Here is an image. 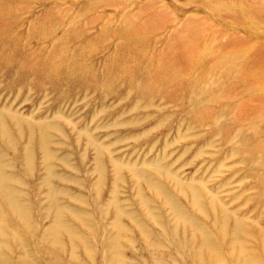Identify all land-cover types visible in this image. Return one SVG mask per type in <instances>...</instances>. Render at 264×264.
Segmentation results:
<instances>
[{"label": "rangeland", "instance_id": "obj_1", "mask_svg": "<svg viewBox=\"0 0 264 264\" xmlns=\"http://www.w3.org/2000/svg\"><path fill=\"white\" fill-rule=\"evenodd\" d=\"M0 264H264V0H0Z\"/></svg>", "mask_w": 264, "mask_h": 264}, {"label": "bare ground", "instance_id": "obj_2", "mask_svg": "<svg viewBox=\"0 0 264 264\" xmlns=\"http://www.w3.org/2000/svg\"><path fill=\"white\" fill-rule=\"evenodd\" d=\"M255 1H256V0H255ZM19 208H20V207H19ZM19 210H20V209H19ZM237 225H238V224H237ZM240 228H241V227H240ZM238 229H239V226H238ZM246 230H247V229H246ZM239 233L241 234V231H240ZM247 233H248V232H247ZM236 235H237V234H236ZM245 235H246V234H245ZM204 236L206 237V235H204ZM211 237H212V236H211ZM208 238H210V236H208ZM207 240L210 241L211 239H207V238H206V241H207ZM204 241H205V238H204ZM204 241H203V242H204ZM208 243H210V242H208ZM208 243H207V245H210V244H208ZM204 245H205V244H204ZM204 245H202V246L204 247ZM210 246H211V245H210ZM214 246H215V244H214ZM215 247H216V246H215ZM211 248H213V246H212ZM211 248H210V249H211ZM212 250L215 251V249H212ZM211 252H212V251H211ZM215 253H216V252H215Z\"/></svg>", "mask_w": 264, "mask_h": 264}]
</instances>
